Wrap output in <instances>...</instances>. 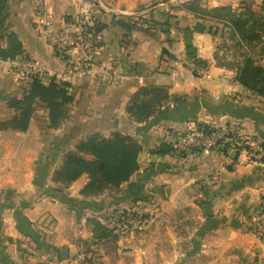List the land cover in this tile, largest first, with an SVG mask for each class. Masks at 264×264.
<instances>
[{
	"label": "crops",
	"instance_id": "obj_1",
	"mask_svg": "<svg viewBox=\"0 0 264 264\" xmlns=\"http://www.w3.org/2000/svg\"><path fill=\"white\" fill-rule=\"evenodd\" d=\"M83 1L92 4L101 50L94 73L66 82L73 95L68 118L36 131L39 109L47 122L39 105L25 131L0 129V264H79L72 259L84 247L88 264H264V241L250 220L264 189V162L232 151L156 152L165 128L182 132L197 124H236L264 139V97L235 80L221 25L187 9L193 0H8L5 27L23 45L17 57L38 61L45 84L68 66L34 19L43 13L55 24L73 20ZM197 1L204 8H236L240 0ZM132 16L156 26L125 29L121 21ZM30 79L0 63V122L15 115L7 101L20 97ZM146 85L165 87L169 97L135 121L127 106ZM114 131L142 146L137 171L118 190L83 195L86 174L68 185L52 180L79 139ZM126 209L153 211L149 245L147 234L95 236L91 219L107 223L113 211Z\"/></svg>",
	"mask_w": 264,
	"mask_h": 264
},
{
	"label": "trees",
	"instance_id": "obj_2",
	"mask_svg": "<svg viewBox=\"0 0 264 264\" xmlns=\"http://www.w3.org/2000/svg\"><path fill=\"white\" fill-rule=\"evenodd\" d=\"M197 0L189 2L187 9L200 16L214 20L221 25V34L227 39H236L240 47H252L260 42L264 43V12L262 5L255 0H240L236 8L231 6H217L204 8ZM8 0H0V59H13L23 52V45L14 31L7 30ZM125 29L141 25L145 29H153L156 24L146 17H129L127 22L121 21ZM167 24V22H165ZM97 30L99 28L97 27ZM218 31V27L214 32ZM202 66L204 62H199ZM236 76L246 90L255 96L264 97V66L247 52H242L239 59H235ZM165 87L146 85L140 87L132 96L127 112L135 121H144L155 110H159L162 103L168 99ZM73 101L66 82L51 79L43 83L38 77H31L28 86L20 97H11L7 106L15 110V115L0 122V129H17L25 131L37 106L47 109V127L58 128L69 116L68 105ZM200 125V124H199ZM163 138L157 146L156 152L169 153L173 151L172 139L179 131L169 128L163 130ZM263 153L259 157L264 162ZM142 146L138 140L126 133L114 131L108 136L92 133L79 139L73 149L64 153L61 163L54 169L52 180L68 185L81 175L86 174L88 181L80 190L86 196L96 195L104 190H118L139 167L138 154ZM113 213L103 223L96 218L91 219L97 238L111 235L114 230Z\"/></svg>",
	"mask_w": 264,
	"mask_h": 264
},
{
	"label": "built area",
	"instance_id": "obj_3",
	"mask_svg": "<svg viewBox=\"0 0 264 264\" xmlns=\"http://www.w3.org/2000/svg\"><path fill=\"white\" fill-rule=\"evenodd\" d=\"M76 15L73 20L61 19L57 24L43 13L37 14L34 19L36 27L46 34L49 42L67 61L68 68L62 77L56 78L58 82H72L94 73L96 69L95 58L101 50V35L92 13V4L83 1ZM0 63H6L9 68L30 77L42 78L47 74L45 68L32 58L0 59ZM99 73L102 75L107 73L106 68H101ZM172 148V152L177 155L212 150L225 153L232 151L235 157L245 155L248 160H259L263 153L262 140L243 133L236 124L227 126L197 124L174 135ZM139 211L136 209L116 211L112 223L115 234L145 229L153 214L148 216ZM250 220L253 233L264 241V189ZM72 260L79 264H88L90 255L84 247Z\"/></svg>",
	"mask_w": 264,
	"mask_h": 264
},
{
	"label": "rangeland",
	"instance_id": "obj_4",
	"mask_svg": "<svg viewBox=\"0 0 264 264\" xmlns=\"http://www.w3.org/2000/svg\"><path fill=\"white\" fill-rule=\"evenodd\" d=\"M256 1L259 2V4L262 5L263 9H264V0H256ZM225 41H226V44H227L226 46H224L225 48L223 49L224 52H225V56H224L225 60H228V59L229 60H232V59L235 60V58L239 59L242 52H247V53H249L250 55L253 56V58L256 60V62L258 64H261V65L264 66V43L260 42V43H258L256 45L252 46V47L244 48L243 46L240 47L238 44H236V39H227V38H225ZM233 56H235V57H233ZM39 110L41 111V109H39ZM40 111H37V113H36L37 116H35V122H34V125H33V129L36 130V131H42L45 128H47L44 116H42L43 113H41ZM36 141H37V138H33V141H31V143L32 144H36L37 143ZM136 210H138V209H136ZM139 212L147 214L149 216V215H151V212H153V211H151V210H149V211L140 210ZM154 218L155 217L152 215L151 220L149 222V225L145 229L136 230V231H132V232H126V233L119 234V235L121 237H128L129 235H136V234L144 236L145 234H147L146 232H148L151 229V225L153 223L152 220ZM145 239H146V243L145 244L147 245L148 241H149V235L148 234L146 235Z\"/></svg>",
	"mask_w": 264,
	"mask_h": 264
}]
</instances>
